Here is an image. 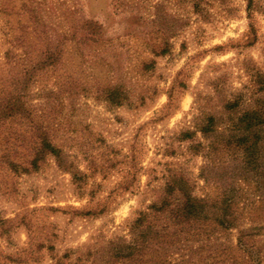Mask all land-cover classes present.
Instances as JSON below:
<instances>
[{"label": "rangeland", "instance_id": "374dc122", "mask_svg": "<svg viewBox=\"0 0 264 264\" xmlns=\"http://www.w3.org/2000/svg\"><path fill=\"white\" fill-rule=\"evenodd\" d=\"M205 1L199 11L193 0L145 2L141 31L154 6L174 29L151 39L129 35L136 19L113 0H0V98L18 93L29 67L63 42L61 61L38 73L24 96L73 165L47 156L38 170L16 173L4 157L33 156L11 134L30 140L31 131L0 128V264H109L132 242L134 221L181 177L197 198L227 193L240 198L246 217L264 216V175L246 174L230 152L211 154L264 100V0L252 21L248 0ZM69 10L104 24L106 42L85 56L64 43L77 17L67 18ZM112 89L128 99L123 106L108 101ZM206 127L213 132L205 135ZM230 241L244 263L235 236Z\"/></svg>", "mask_w": 264, "mask_h": 264}, {"label": "trees", "instance_id": "16d2710c", "mask_svg": "<svg viewBox=\"0 0 264 264\" xmlns=\"http://www.w3.org/2000/svg\"><path fill=\"white\" fill-rule=\"evenodd\" d=\"M147 1L151 0H113L116 9H119L123 15H128L132 20L136 19L133 22L135 29L130 31L129 35L151 36L152 39L153 36L166 37L169 32L172 34L173 28L163 27L158 6L153 7L155 13L148 19L151 22L144 26L145 31H141L145 23L142 22L144 18L139 11ZM209 3L205 0H193V8L199 11L202 4ZM259 7L256 0H248L246 11L249 20L254 19ZM81 12V10L67 11V18L75 15L77 17L76 21L71 19L69 32L62 37L64 43L71 41L79 50L82 48L81 55L85 56L90 45L97 46L106 42L108 37L105 34L104 24L88 16L82 17ZM61 45L63 46V42L56 48L50 47L42 61L29 67L18 93L0 98V128L10 124L19 128L26 127L31 131L30 140L25 134L18 132L11 134L10 139L16 143V147L18 149L27 147L31 151L30 156H33L29 161V154L20 157L17 153L15 157L21 160L6 155L5 163L16 173L19 171L29 173L30 169L38 170L39 164L47 156L54 157L59 167L73 170V165H68L63 151L56 146L49 124L44 123L42 116L32 106L29 105L28 108L24 96L28 85L30 88L38 73L41 74L47 68L55 67L61 61ZM168 52L169 48L166 45L158 49L157 54L165 55ZM117 91L119 90L109 91L108 101L123 106L128 99ZM211 130L210 127H206L202 132L206 135L213 132ZM4 134L2 133V136H5ZM185 138L192 139V134H185ZM213 150L211 154L217 155L227 151L238 158L241 157L244 172L251 173V176L259 181L264 175V168H261L264 150V100L259 99L256 107L245 110L234 126L232 135L224 138ZM165 194L160 203L150 207L151 212L141 213L134 221L132 242L122 248L120 253L113 255L109 264H237L236 255L232 252L233 245H230L233 236H235L234 249L246 254L247 259L241 264H261V260L264 259V248L259 247L258 243L264 242V216L246 217L239 210L240 198L227 193L215 201L197 198L192 194L190 185L183 177L169 184ZM66 258L68 256L64 257ZM62 259L58 260L57 264H63Z\"/></svg>", "mask_w": 264, "mask_h": 264}]
</instances>
